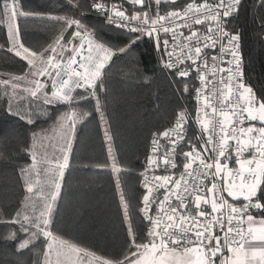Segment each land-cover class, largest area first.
<instances>
[{"label": "snow or ice", "instance_id": "snow-or-ice-1", "mask_svg": "<svg viewBox=\"0 0 264 264\" xmlns=\"http://www.w3.org/2000/svg\"><path fill=\"white\" fill-rule=\"evenodd\" d=\"M247 2L66 0L72 14L51 15L25 11L22 0H0L6 51L26 63L22 74L0 79V112L35 128L52 119L51 108L69 109L17 146L29 163L19 167L20 207L2 221L11 225L0 236L12 248L8 264H27L23 254L37 242L45 245L38 254L43 260L33 264H264V94L244 78L241 32L232 26ZM252 6L264 10V0H252ZM91 12L118 34L86 23ZM20 18L52 21L60 31L33 49L21 38ZM258 21L264 29V14ZM145 38L153 41L181 99H192L195 108L193 114L181 105L171 127L152 133L139 173L142 197L132 205L120 192L127 247L121 259L110 260L54 235L52 215L71 167L76 125L90 115L77 106L94 101L107 124L100 93L107 90L110 62ZM110 132L106 127L109 145ZM109 156L115 160L111 147ZM112 170L121 171L115 164Z\"/></svg>", "mask_w": 264, "mask_h": 264}, {"label": "trees", "instance_id": "trees-1", "mask_svg": "<svg viewBox=\"0 0 264 264\" xmlns=\"http://www.w3.org/2000/svg\"><path fill=\"white\" fill-rule=\"evenodd\" d=\"M22 3L24 10L29 12L72 14L66 0H22ZM261 14L264 10L253 7L252 0H248L240 16L232 21V26L241 32L244 78L258 95L264 94V29L259 27L258 21ZM18 22L23 42L33 49L47 46L61 27L45 20L20 18ZM85 22L102 29L108 36L118 34L104 27V22L94 12L86 17ZM0 46L5 49L0 50V79L22 74L26 63L6 51L5 27H0ZM173 79L166 70H162L160 53L153 41L145 38L130 53L113 57L110 62L105 77L107 90L100 93L107 124L95 111L94 101L77 106L81 112L90 115L76 125L71 167L65 175L67 180L74 175L73 189L82 196L80 236L72 240L76 245L106 259L122 258L127 247V231L116 179L118 173L112 170L113 164L121 169L119 173L125 192H130L133 180H138L139 184L149 136L171 124L181 105L193 111V100L187 97L181 99ZM2 97L0 86V104L5 102ZM68 110L64 105L51 108L52 119L38 123L35 128L26 127L22 121L0 112V236L7 234L11 228L2 221L11 219L24 196L23 181L18 173L19 167L29 163V159L18 153L17 146L31 131L50 128L56 117ZM106 127H110L113 137L111 145L105 140ZM110 147L114 161L109 156ZM133 191L142 197V188ZM137 199L133 205L138 203ZM136 218L135 227L142 236L144 225L139 217ZM42 244L37 242L35 247L24 252L23 259L27 264H33L35 254L37 257L42 253L43 249L39 248ZM12 258V248L0 243V264H8Z\"/></svg>", "mask_w": 264, "mask_h": 264}, {"label": "crops", "instance_id": "crops-1", "mask_svg": "<svg viewBox=\"0 0 264 264\" xmlns=\"http://www.w3.org/2000/svg\"><path fill=\"white\" fill-rule=\"evenodd\" d=\"M55 139H59L58 134L55 135ZM73 179L75 180L74 175L70 176L68 180L64 176L60 196L55 202L52 215L53 226L50 230L54 235L75 244L72 240L74 237L80 236L79 222L83 212L80 208L82 196L79 191L73 189L75 182Z\"/></svg>", "mask_w": 264, "mask_h": 264}, {"label": "rangeland", "instance_id": "rangeland-1", "mask_svg": "<svg viewBox=\"0 0 264 264\" xmlns=\"http://www.w3.org/2000/svg\"><path fill=\"white\" fill-rule=\"evenodd\" d=\"M59 135V134H58ZM61 143H62V141H61ZM116 174V173H115ZM114 174V175H115ZM119 177V187H118V190H119V196H120V192H121V190H123V192L125 193V195H126V197L130 200V203L133 205V202L135 201V199H137V200H139L140 199V195H138V194H135L134 193V191L133 190H136V188L138 189V188H141L140 187V184H138V180L137 181H134L133 180V182H131L130 183V192L128 191V193H126L125 192V190H124V183H123V179H122V177H121V174L120 173H118V174H116V179ZM132 181V180H131ZM117 183H118V180H117ZM133 188V189H132ZM136 200V201H137ZM136 217H138V215L136 214V215H133V223H134V226H135V222L137 221V219L138 218H136ZM39 248H42V249H44V243L41 245V246H39ZM43 251V250H42ZM35 258H34V261L36 260V259H40L41 261L43 260V257H42V255L41 256H37L36 257V254H35V256H34ZM53 260H54V257H53ZM92 264H95V262L93 261L92 262Z\"/></svg>", "mask_w": 264, "mask_h": 264}, {"label": "built area", "instance_id": "built-area-1", "mask_svg": "<svg viewBox=\"0 0 264 264\" xmlns=\"http://www.w3.org/2000/svg\"><path fill=\"white\" fill-rule=\"evenodd\" d=\"M103 22H104V19H103V17L100 15V14H98V13H96V12H94ZM241 52H242V50H241ZM194 108H195V102L193 101V114H194ZM175 119V118H174ZM173 122H174V120H173ZM172 122V123H173ZM172 123L171 124H169L166 128H168V127H171V125H172ZM194 127V126H193ZM165 128V129H166ZM165 129H163V130H161V131H155V132H163ZM191 132H192V129L190 128V130H189V134L191 135ZM151 136H152V134L149 136V139H148V143H147V152H146V155H145V157L147 156V154H148V151H149V145H150V140H151ZM163 142V141H162ZM144 161H145V158H144ZM143 171V170H142ZM139 184H140V186H141V178L139 177ZM142 188V187H141ZM143 195V194H142Z\"/></svg>", "mask_w": 264, "mask_h": 264}]
</instances>
